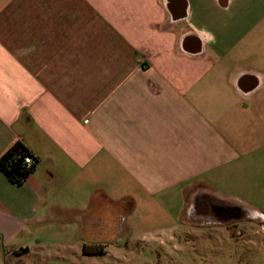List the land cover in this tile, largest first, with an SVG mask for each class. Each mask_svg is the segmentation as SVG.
<instances>
[{
  "label": "crops",
  "instance_id": "1",
  "mask_svg": "<svg viewBox=\"0 0 264 264\" xmlns=\"http://www.w3.org/2000/svg\"><path fill=\"white\" fill-rule=\"evenodd\" d=\"M18 142L0 264L52 217L264 215V0H0V159Z\"/></svg>",
  "mask_w": 264,
  "mask_h": 264
},
{
  "label": "rangeland",
  "instance_id": "2",
  "mask_svg": "<svg viewBox=\"0 0 264 264\" xmlns=\"http://www.w3.org/2000/svg\"><path fill=\"white\" fill-rule=\"evenodd\" d=\"M157 209L120 208L111 221L52 217L41 253L15 264H264V215Z\"/></svg>",
  "mask_w": 264,
  "mask_h": 264
},
{
  "label": "trees",
  "instance_id": "3",
  "mask_svg": "<svg viewBox=\"0 0 264 264\" xmlns=\"http://www.w3.org/2000/svg\"><path fill=\"white\" fill-rule=\"evenodd\" d=\"M27 154H31V152L24 144L18 142L8 149L0 159L1 169L8 175L9 179L16 184L24 183L37 164L38 159L35 157L34 163L28 166L24 162V156ZM85 249L83 251H85Z\"/></svg>",
  "mask_w": 264,
  "mask_h": 264
},
{
  "label": "flooded vegetation",
  "instance_id": "4",
  "mask_svg": "<svg viewBox=\"0 0 264 264\" xmlns=\"http://www.w3.org/2000/svg\"><path fill=\"white\" fill-rule=\"evenodd\" d=\"M209 201H213V202H210L209 203ZM209 201H207L209 204H210V206L212 207L213 205L214 206H218L219 204H216L215 202H218L217 200H215V199H213V200H209ZM219 203V202H218ZM222 206V205H221ZM223 207H224V210H228V211H230V212H232L233 211V209H235V208H237V206L236 205H231V204H224L223 205ZM235 212V211H234ZM212 214H216V215H218L220 218H223V216H224V214L226 215V214H228V213H225V212H223V211H221V209H218L217 207H214V209H213V213Z\"/></svg>",
  "mask_w": 264,
  "mask_h": 264
},
{
  "label": "built area",
  "instance_id": "5",
  "mask_svg": "<svg viewBox=\"0 0 264 264\" xmlns=\"http://www.w3.org/2000/svg\"><path fill=\"white\" fill-rule=\"evenodd\" d=\"M24 162L28 166H31L34 163V155L31 153V154H27L26 156H24Z\"/></svg>",
  "mask_w": 264,
  "mask_h": 264
}]
</instances>
